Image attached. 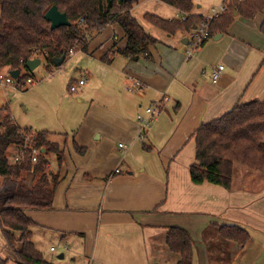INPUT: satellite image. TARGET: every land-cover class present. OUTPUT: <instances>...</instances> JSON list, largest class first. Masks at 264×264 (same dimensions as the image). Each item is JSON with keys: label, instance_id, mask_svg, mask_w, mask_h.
Returning a JSON list of instances; mask_svg holds the SVG:
<instances>
[{"label": "crops", "instance_id": "0c3cea01", "mask_svg": "<svg viewBox=\"0 0 264 264\" xmlns=\"http://www.w3.org/2000/svg\"><path fill=\"white\" fill-rule=\"evenodd\" d=\"M222 2L194 0L193 13L205 17ZM134 11L142 28L159 42L148 58L133 61L116 55L106 64L105 54L127 44L123 30L111 25L115 34L105 31L93 37L88 51H76L86 54V70L80 78L69 74L66 80L69 90L85 79L79 87L87 104L83 118L75 121L70 114L25 124L12 118L23 129L49 132L50 141L64 146L54 209L27 211V216L35 230L50 231L62 243L54 264H177L179 257L164 250L170 228L190 234L193 264H212L204 232L213 224L235 225L250 235L249 245L231 264H264V179L242 169L234 175L233 189L227 190L210 183L195 185L190 174L199 127L239 103L264 100V10L251 20L236 12L228 33L193 57L187 56V31L170 36L143 18L179 20L183 15L178 10L158 0H140ZM220 65L225 69L214 83L212 71ZM54 68L47 72L61 71ZM131 79L142 88L128 92ZM153 105L161 112L142 140L138 116ZM75 146L85 153H77ZM50 166L58 169L56 157L55 162L50 158Z\"/></svg>", "mask_w": 264, "mask_h": 264}, {"label": "trees", "instance_id": "16d2710c", "mask_svg": "<svg viewBox=\"0 0 264 264\" xmlns=\"http://www.w3.org/2000/svg\"><path fill=\"white\" fill-rule=\"evenodd\" d=\"M158 1L175 8L185 17V20H165L153 15L143 17L170 36L190 31L205 20L193 13L196 9L194 0ZM137 2L0 0V71H19V82L24 83L30 78L26 67L29 61H45L47 68L51 69L55 59L64 56L67 59L69 52L77 47L88 51L91 39L114 24L122 28L127 44L122 50L115 51L114 47L105 54L104 63L111 64L116 55L133 61L150 57V48L159 41L148 34L133 16L132 8ZM53 6L66 14L70 26L51 29L45 14ZM263 10L264 0L232 2L226 13L210 22V30L215 36L227 34L236 19L234 12L251 20ZM80 19L84 22L80 23ZM260 30L264 35V21ZM23 71L27 74L23 75ZM26 135L32 138L31 150L24 147ZM50 136L47 131L19 127L12 120L10 107L0 108V226L7 245L15 254L16 264H54L36 248L33 240L36 224L26 214L27 211L54 209L64 146L50 141ZM194 137L196 163L191 166L190 174L195 185L210 183L232 190L236 166L259 173L264 179V100L237 104L220 118L202 124ZM13 149L23 154L20 163L11 162L9 154ZM32 149L40 151L38 163L34 166L31 163ZM75 150L81 155L86 151L78 146ZM53 156L58 164L55 171L45 167ZM204 241L212 264H231L247 248L251 238L238 226L213 224L204 232ZM166 245L171 254L179 257L177 264H193L194 241L186 230L170 228ZM0 264H8V259L0 256Z\"/></svg>", "mask_w": 264, "mask_h": 264}, {"label": "rangeland", "instance_id": "374dc122", "mask_svg": "<svg viewBox=\"0 0 264 264\" xmlns=\"http://www.w3.org/2000/svg\"><path fill=\"white\" fill-rule=\"evenodd\" d=\"M225 2L226 0H223L222 3L218 5H213L212 8L220 6ZM231 3L232 1H228L227 5ZM134 15H136L135 11L133 12V16ZM114 25L115 26L113 27H117L122 31V28L118 24H114ZM110 28L111 26H109L105 30L106 32L104 31L105 32L104 34L109 33L110 31H113L115 34L114 30L116 28H112V29ZM114 36L115 35H113V39ZM91 42L92 41H90L89 46L90 44H92ZM114 42L119 43L117 39H114ZM79 49L80 47L74 49L75 54L76 51H78ZM87 59L88 58L86 54H82V53H77L76 55L69 56L61 68L60 67L54 68V70H58V71L61 70L60 72H56L55 73L56 75L49 74L47 72L46 62L43 61V63L35 71L30 72V76L34 77L36 81V83L33 86L27 85L22 90L14 89L12 90V92L14 93L13 96L9 95L8 89H0V108L9 106L12 113V118L13 117L18 118L21 124H25L26 121L28 122L35 119L45 120V119H54L58 117V120H60L63 118V116L65 119V115H70V114L76 116L75 121H79V118H83L87 112V104L85 103L86 98L80 92L70 93V91L67 89L68 81L66 80V78L69 74L73 76L74 79L80 78L81 75L80 72L81 71L83 72V70L85 69ZM22 74L26 75L27 73L26 71H23ZM52 77L54 80L48 82V79H51ZM78 98H82V100L84 101L83 105H81L78 102ZM70 130H72V128ZM14 152L15 150L13 149L9 154L12 163H13L12 159L14 156ZM52 161L55 162V156L52 157ZM242 169L249 171L241 166H236L235 176L237 175L238 171H241ZM251 173L261 176L259 173L253 171ZM30 176L31 177H29V182H31V178H32V175ZM1 184L2 183H0V187ZM33 231H35L34 243L37 246V248L43 252L44 258L49 262L56 261L57 257L62 252V247H63L62 243L60 244L59 242H55L52 237L54 233L51 234L50 231L44 229L42 230L39 228H37L36 230L35 228H33ZM4 239L5 238L0 226V255L4 256L5 258H8L10 264H16L15 254L13 250L6 244ZM18 246L19 245H17V248H19ZM51 247H55L57 249V252L56 253L50 252ZM164 250L166 251L165 252L166 254L169 253L167 245L164 247ZM66 261H68L67 257H66Z\"/></svg>", "mask_w": 264, "mask_h": 264}, {"label": "built area", "instance_id": "2783aa9c", "mask_svg": "<svg viewBox=\"0 0 264 264\" xmlns=\"http://www.w3.org/2000/svg\"><path fill=\"white\" fill-rule=\"evenodd\" d=\"M232 1V2H243L245 0H226L225 3L221 4L220 6L213 7L210 10V13L205 16V20L200 23L199 26L195 27L194 29L187 31V39H188V51H187V56L188 57H193L195 54L199 52L201 49L200 47L204 43H208L209 41L213 40L215 38V35L211 32L210 30V22L224 13L228 11V5L227 2ZM185 20V17L182 18ZM84 19H80V23H83ZM75 52L74 50H71L69 52V56L74 55ZM225 69L223 65L218 66L217 68H214L212 71V81L214 83H217L220 78L221 72ZM12 71L9 69H4L0 71V89H11V90H22L24 89L27 85L28 86H33L36 81L33 78H27L24 83L19 82V77L18 79H15L11 75ZM21 75V73H20ZM85 84V79H82L79 81L78 85H71L69 87L70 93H78L79 92V87L83 86ZM142 88V84L140 81H137L135 79H131V84L127 86V91L128 92H134L138 89ZM161 112V107L157 105H153L149 108L146 109L144 115H139L138 116V122L140 123V138L142 140H145L147 137V132L151 128L155 117L159 115ZM32 141V138L30 135L25 136V149L31 150L30 142ZM120 148H125L123 144L120 145ZM32 159L31 163L32 165H36L38 163V156L40 154V151L32 149ZM24 159L23 154H16L13 157V164L20 163ZM46 168L50 169V163L45 166ZM117 174L120 173V170L117 169L115 171ZM64 250H68V246L64 247ZM55 248L51 249V252H55Z\"/></svg>", "mask_w": 264, "mask_h": 264}, {"label": "water", "instance_id": "95a60500", "mask_svg": "<svg viewBox=\"0 0 264 264\" xmlns=\"http://www.w3.org/2000/svg\"><path fill=\"white\" fill-rule=\"evenodd\" d=\"M123 2H133V1H140V0H122ZM234 16H237V13H234ZM45 19L51 24V29L56 30L61 27L70 26V22L66 16V14L61 13L56 6L51 7L48 12L45 14ZM221 38V35L216 36L214 39L217 41ZM188 42V41H187ZM66 57H62L61 59H55L54 65L55 67H61L65 62ZM41 65V60H32L29 61L26 65L27 69L30 72L35 71ZM11 75L18 79L20 76L19 71H12ZM59 259H63V255L59 257Z\"/></svg>", "mask_w": 264, "mask_h": 264}]
</instances>
